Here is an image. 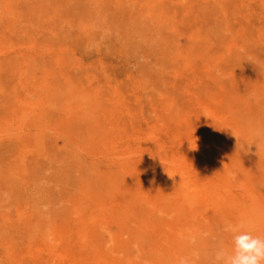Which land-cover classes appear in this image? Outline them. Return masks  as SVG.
Instances as JSON below:
<instances>
[{
	"label": "rangeland",
	"instance_id": "1",
	"mask_svg": "<svg viewBox=\"0 0 264 264\" xmlns=\"http://www.w3.org/2000/svg\"><path fill=\"white\" fill-rule=\"evenodd\" d=\"M264 236V0H0V264H213Z\"/></svg>",
	"mask_w": 264,
	"mask_h": 264
},
{
	"label": "clouds",
	"instance_id": "2",
	"mask_svg": "<svg viewBox=\"0 0 264 264\" xmlns=\"http://www.w3.org/2000/svg\"><path fill=\"white\" fill-rule=\"evenodd\" d=\"M226 230L232 233L231 247L219 244L213 264H264V236L253 235L246 219Z\"/></svg>",
	"mask_w": 264,
	"mask_h": 264
}]
</instances>
